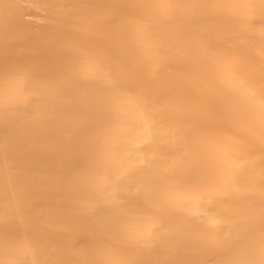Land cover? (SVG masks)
I'll return each mask as SVG.
<instances>
[{"label":"bare ground","instance_id":"obj_1","mask_svg":"<svg viewBox=\"0 0 264 264\" xmlns=\"http://www.w3.org/2000/svg\"><path fill=\"white\" fill-rule=\"evenodd\" d=\"M170 3L0 0V264L264 247V0Z\"/></svg>","mask_w":264,"mask_h":264},{"label":"snow or ice","instance_id":"obj_2","mask_svg":"<svg viewBox=\"0 0 264 264\" xmlns=\"http://www.w3.org/2000/svg\"><path fill=\"white\" fill-rule=\"evenodd\" d=\"M154 4L163 5L165 7H173L170 3V0H153ZM130 7H136L137 5H129ZM241 66L240 61H236L233 65V70H239ZM262 77H264V73H262ZM264 87V85H262ZM260 121L262 129H264V111L260 114ZM264 135V132H262ZM262 207H264V202H262ZM0 239L3 240L4 246L7 248H14L20 251L21 257L32 249V241L25 235L21 237L16 229V226L13 223H6L4 226V232ZM133 241L138 238H132ZM240 253L243 258L236 259L231 262V264H264V247H262L259 251L249 245H241ZM15 264H27L23 258L18 259ZM45 264H64V261L58 257H54L50 260L45 261ZM83 264H93L90 261H84ZM133 264H141L139 261L133 262Z\"/></svg>","mask_w":264,"mask_h":264},{"label":"rangeland","instance_id":"obj_3","mask_svg":"<svg viewBox=\"0 0 264 264\" xmlns=\"http://www.w3.org/2000/svg\"><path fill=\"white\" fill-rule=\"evenodd\" d=\"M38 10V9H37ZM35 11L36 12V14L34 13V16H31V14L30 15H26V17H27V19H29V21H31V22H34V24L36 23V24H39V23H41L42 21H40V20H42L39 16H41V12L40 11ZM40 14V15H39ZM40 18V19H39ZM38 22V23H37Z\"/></svg>","mask_w":264,"mask_h":264}]
</instances>
